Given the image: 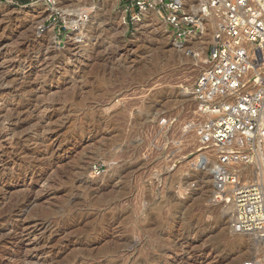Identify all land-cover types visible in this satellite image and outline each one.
I'll return each instance as SVG.
<instances>
[{"label":"rangeland","instance_id":"obj_1","mask_svg":"<svg viewBox=\"0 0 264 264\" xmlns=\"http://www.w3.org/2000/svg\"><path fill=\"white\" fill-rule=\"evenodd\" d=\"M32 2L0 0V258L15 259L0 264H264V241L223 214L215 159L196 165L204 50L126 0H94L76 43L66 19L87 0L49 18Z\"/></svg>","mask_w":264,"mask_h":264},{"label":"built area","instance_id":"obj_2","mask_svg":"<svg viewBox=\"0 0 264 264\" xmlns=\"http://www.w3.org/2000/svg\"><path fill=\"white\" fill-rule=\"evenodd\" d=\"M55 1L35 2L53 7ZM126 1L141 12H160L177 44L199 37L214 19L191 91L199 118L192 126L202 148L196 165L215 159L216 199L233 205L235 232L264 238V0Z\"/></svg>","mask_w":264,"mask_h":264},{"label":"bare ground","instance_id":"obj_3","mask_svg":"<svg viewBox=\"0 0 264 264\" xmlns=\"http://www.w3.org/2000/svg\"><path fill=\"white\" fill-rule=\"evenodd\" d=\"M34 1V0H33ZM36 1V0H35ZM32 2V3H30L29 5H25V6H22V10L23 11H36V10H39V15H43L45 18H49V17H51L52 15H54V14H62V13H64V14H67L68 12H66V11H61V7H60V0H56L55 1V5L53 6V7H50V6H47V5H41V4H39L38 2ZM88 2H86V3H82V4H78V6H77V4H76V6H77V8H75L73 11H72V14H70L71 15V18H67L66 19V23L68 24V25H70V26H74L75 27V31H76V40H77V42L76 43H82V42H85V40H86V38H87V36H88V34H86L85 32L87 31V29H88V25H87V22L88 21H90L91 19H92V15H93V12H96V10L100 7V5H101V2H100V4H96L95 2H94V0H87ZM82 2H84V1H82ZM115 2H116V0H107V2H105V3H107V5H111L112 4V6L115 4ZM81 3V2H80ZM68 11V10H67ZM62 12V13H61ZM70 12V11H69ZM63 14V15H64ZM155 14L157 15V12L155 11V10H153V9H145V10H143V12H142V16L138 19V20H136V22L137 23H139V22H142L143 20H151V19H153V18H155ZM70 15H69V17H70ZM118 15L120 16L119 18H120V23H121V25H124L125 24V14L123 13V12H121L120 11V13H118ZM67 16V15H66ZM10 19V18H9ZM93 19H94V17H93ZM209 23H213V24H215V21H214V19H210V20H208L207 21V23L206 24H209ZM163 26H164V32L165 33H167V31H166V29H165V25L163 24ZM205 25H203V26H201V34L199 35V37H197V38H193V43L191 42V44H190V42H188L187 44H190L193 48H199V49H202V50H204V54L203 55H205L206 53H205V50H206V47H207V43H208V40H209V33H207L206 32V30H205ZM88 32V31H87ZM74 35V34H73ZM176 44V43H175ZM176 47H178V48H180V49H182V50H184V46H186V44L184 43H181V44H176L175 45ZM189 47V46H188ZM197 50V49H196ZM203 58H205V56L203 57ZM1 73V72H0ZM4 80V79H3ZM70 111V110H69ZM19 127V126H18ZM15 128V127H14ZM53 146V145H52ZM52 148V147H51ZM48 161L46 160V161H44L43 163L44 164H46ZM33 164V163H32ZM39 164V163H38ZM132 164V163H131ZM35 166V165H34ZM41 167V166H40ZM34 170V169H33ZM115 171H116V169H115ZM118 171V170H117ZM121 173V172H120ZM111 176H113V175H111ZM98 185V184H97ZM109 185H111V184H109ZM94 186V185H93ZM92 186V187H93ZM101 187V186H100ZM93 188H95V187H93ZM97 188V187H96ZM111 188V187H110ZM110 188L108 189V190H110ZM124 188V187H123ZM90 189V188H89ZM92 189V188H91ZM97 190V189H96ZM116 190V189H115ZM108 192V191H107ZM102 193H104V191L102 192ZM90 194V193H89ZM92 194H93V192H92ZM96 194V193H95ZM101 194V193H100ZM103 195V194H102ZM107 195V194H106ZM95 196V195H94ZM96 196H98V193H97V195ZM125 196V195H124ZM23 197V196H22ZM90 197V196H89ZM92 197V196H91ZM104 197V196H103ZM24 199V198H23ZM94 199V198H93ZM20 202V201H19ZM27 202V201H26ZM115 203V202H114ZM118 203H119V201H118ZM16 204H17V202H16ZM228 206V208L227 207H225L226 209L225 210H223V214L226 216V217H228L229 218V213L231 212H229V210H232V211H234V208H233V205L230 203V202H228V203H226ZM23 205H25V204H23ZM225 205V204H224ZM115 206H116V204H115ZM14 207V206H13ZM12 207V208H13ZM17 207V206H16ZM18 208H20V207H18ZM115 208V207H114ZM9 209V208H8ZM220 209V208H219ZM224 209V208H223ZM112 210H113V208H112ZM6 211V210H5ZM19 211H21V210H19ZM1 212H3V211H1ZM8 212H10V211H8ZM12 212V211H11ZM112 212V211H111ZM4 214V213H3ZM6 214V213H5ZM86 214V213H85ZM86 216H87V214H86ZM2 217V216H1ZM9 217V216H8ZM38 217H39V215H38ZM75 218H76V216H75ZM74 218V219H75ZM37 219H39V218H37ZM79 219H81V218H79ZM231 219V218H230ZM72 220V219H71ZM79 221V220H78ZM5 222V221H4ZM12 222V221H11ZM79 223V222H78ZM229 223V221L227 222V224ZM6 224H7V222H6ZM37 224V223H36ZM108 224V223H107ZM209 225V224H208ZM38 227H40V229L41 230H45L46 229V224L44 223V222H40V224H38ZM232 230H233V233H237V232H235V230H234V224L232 225ZM230 229V228H229ZM90 233V232H89ZM194 233V232H193ZM215 234V233H214ZM157 235V234H156ZM233 235H236V236H240V237H243V238H248V239H251V237H252V235L251 234H233ZM253 236H255V235H253ZM262 235H259V238L261 239L260 241L262 242V241H264V238L263 237H261ZM2 237V236H1ZM208 237V236H207ZM8 238V237H7ZM11 239L12 238H9V239H6L5 240V238H4V242H3V244H2V246H6V247H8V245H10V243L11 242H13V241H11ZM1 240V239H0ZM155 240V239H154ZM260 242V243H261ZM148 243V242H147ZM13 244H15V243H13ZM20 244V243H19ZM82 244V243H81ZM133 244V243H132ZM80 245V244H79ZM137 248V247H136ZM151 252V251H150ZM207 252V251H206ZM128 254V253H127ZM137 254V253H136ZM139 254V253H138ZM137 254V255H138ZM162 254V253H161ZM160 254V255H161ZM98 255V254H97ZM136 255V256H137ZM152 255V254H151ZM33 256V255H32ZM95 256V255H94ZM135 256V257H136ZM71 257V256H70ZM82 257V256H81ZM89 257V256H88ZM131 257V256H130ZM83 258V257H82ZM148 258V257H147ZM3 259H6V260H9V261H11V262H15V259H13V257H9V258H5V257H1L0 258V263L2 262V260ZM69 259V258H68ZM91 259V258H90ZM152 259V258H151ZM69 261V260H68ZM70 261H71V259H70ZM134 261V260H133ZM40 262V261H39ZM110 262H112V261H110ZM32 263V262H31ZM35 263V262H34ZM37 263V262H36ZM77 263V262H76ZM96 263V262H95ZM140 263V262H139ZM43 264V263H42ZM126 264V263H125Z\"/></svg>","mask_w":264,"mask_h":264}]
</instances>
